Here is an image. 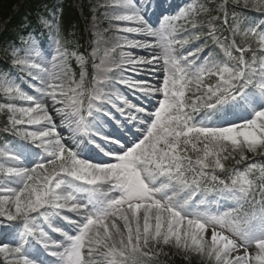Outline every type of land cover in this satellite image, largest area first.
<instances>
[{
    "label": "rangeland",
    "instance_id": "374dc122",
    "mask_svg": "<svg viewBox=\"0 0 264 264\" xmlns=\"http://www.w3.org/2000/svg\"><path fill=\"white\" fill-rule=\"evenodd\" d=\"M156 3L157 1L153 0H87L86 2L88 9L90 8L93 12L88 28L92 35V39L88 42L90 49L88 55H91L95 61L92 59L89 61V63H95V79L89 92L88 107L91 106V109L101 112L109 106L112 116L102 120L101 117L96 118L92 124L94 132L97 130V124L103 123L99 136L95 139L98 152L92 161L83 159L79 162V168L74 173L77 178L97 184L100 202L116 203L111 209L117 205L127 206L130 203H143L144 207H134L130 204L131 208L110 217V220L101 228L93 230L87 240H80L76 247H71L68 241L71 242L77 237L71 236L68 228L77 229L80 225L78 218L88 217L91 214V210L84 209L85 204L81 205L77 200L67 203L59 186L50 187L46 193L36 196L31 203L18 200L8 181H5L0 188L5 195L0 200V238L8 232L7 222L26 212L28 218L39 214L42 209L48 207L47 202L50 199L54 208L60 205V211L53 210L58 212L57 216L49 215L43 224L44 227L52 229L53 235L43 232L38 240L40 246L33 252L34 255L42 253V246L45 247V244L49 242V245L54 248H48L46 256L48 264H53L56 260H62V264H86L91 255H96V264H132L142 260L154 262L155 257L148 254L142 245L156 246L155 238L164 229L168 220L173 218L171 214L166 215V212L170 210V205L167 203L177 205L182 203L181 209L189 214H192V211H198L201 214L208 211L211 215L217 212L211 198H203L199 202L193 200L182 202L186 187L165 170L167 169L165 167L169 165L168 162H176L181 157L180 148L185 134L182 130L180 131V127L184 125L183 122L188 116L185 110L195 111L204 97L205 101L211 100V91L206 89L204 95L199 93L203 79L196 71V67L208 61L210 55L209 51H200L196 48L194 28L191 29L193 24L188 17V14L191 15L193 12L192 7L179 10L170 17L165 15V17L152 18ZM153 38H159V47L166 51L163 58L167 65L168 61L171 62L173 55L180 57L184 70L192 65L186 78L188 85L182 91V100L173 98L167 103L165 100L158 102L159 94L155 93L151 96L146 94L147 84L152 85V78H155L153 73L156 58L152 55L156 54L153 53L156 49ZM170 39H174L176 44L171 57L169 55L172 49L168 48L167 42ZM53 44L56 45L54 40L50 42V46ZM50 50L44 52L32 46L26 48L27 58L32 59L29 67L33 69L34 76L30 93L41 92L40 88L49 87L48 95H44V99H47L49 103H35L29 95H26L24 99L27 102L30 117L33 119L29 126V135L35 140L41 139L42 144L50 140L56 141V145L60 147V141L56 139L57 131L47 136L48 131H54L55 119L60 117L66 121L76 118L74 131L84 132L90 127L86 120L87 114L90 113V117L92 114L89 108L86 114L83 112V101L86 98L83 90L86 74L81 67L84 65L82 57H77L74 53L67 57L65 52L61 53L59 49ZM187 60L189 63L186 62ZM71 62L82 68L80 77L77 78L70 73ZM170 66L168 65L173 74L174 69ZM232 68L233 66L225 65L216 72L224 81L217 91L236 81L237 76L234 75ZM260 69L262 76L257 81V85L263 90L264 61L261 62ZM127 80H131L132 84H128ZM177 84L180 85V81ZM123 85L127 89L122 90ZM146 101L157 102L160 106L154 107L150 112ZM180 104L181 106L178 107ZM122 106H127L133 111L132 119L138 114L146 116L155 111L156 114L164 111V114L155 119L152 133L146 132L133 152L124 151L119 154L111 142L112 135L109 134L112 133L111 127L120 131L124 129L116 117L125 113L121 112ZM130 114H127V117ZM236 114L244 116L243 110ZM245 116L236 121L218 123L219 125L205 124V121H202L200 125H209L217 129L218 133L229 140L244 139L249 143H257L260 135L259 121L264 120V101L254 105L252 111ZM224 119L225 117H222L221 122ZM109 157L123 161L125 166L120 165L114 168V164L111 165L114 159L110 160ZM137 159L141 161V167H137L135 162ZM8 162L15 166L10 175L14 173L16 178L21 179L23 167L16 166L18 159L8 160ZM142 179L150 180L153 185L156 184V187H148ZM125 184L132 185V191L128 194L123 193ZM112 186L114 187L110 188ZM141 186L143 191L136 189ZM70 208L71 211H68L70 213H62ZM60 218H63V221L58 220ZM179 221L183 223L181 226H185L180 230H188L190 237L208 246V252L214 255L211 264H264V236L260 237V233L257 235L259 238L254 237L247 243L236 235L234 226L220 219L203 225L199 222L200 220L185 217L180 213ZM27 222H31V219H27ZM154 227H157V230H154ZM64 237L66 238L63 239ZM250 238L251 236L247 239ZM82 249L84 254L86 253L84 258ZM30 260L31 264H42L36 258Z\"/></svg>",
    "mask_w": 264,
    "mask_h": 264
},
{
    "label": "trees",
    "instance_id": "16d2710c",
    "mask_svg": "<svg viewBox=\"0 0 264 264\" xmlns=\"http://www.w3.org/2000/svg\"><path fill=\"white\" fill-rule=\"evenodd\" d=\"M80 0H0V21H9L7 28L8 32H12V29L17 33L20 23H25L28 19L25 14L26 9H30L32 12H47L48 15L54 14L55 24H59L62 31L61 38L69 35L70 31L76 34V37L81 43L84 42L85 34V20L90 17V13L85 8L79 9L75 6ZM82 1V0H81ZM80 1V2H81ZM241 4L246 5L248 8L261 9L264 8V0H243ZM215 5H206L204 7L209 11H213ZM46 15V14H44ZM48 18V17H47ZM217 20L218 30L222 37L226 36V31ZM28 28L31 27L29 23H26ZM36 29V25L30 31V33ZM8 39V37H7ZM238 42L241 45H250L254 53L260 54L261 42L259 41V34L254 36V39L249 38V34L241 32L238 37ZM14 48V46H12ZM214 54L219 56L218 51L213 47ZM10 69L0 66V128L9 129L12 128V124L17 121L23 120V113L16 108L17 100L21 98V89H18L19 82L15 83L12 72ZM12 80L14 84L12 83ZM259 144H244L241 142H228L219 137H207L194 141L191 144V149L194 151L196 158L206 168L207 179L209 182L216 181L218 176L221 180H228L231 178L230 171L232 169H241L246 166L250 159L255 157H261L264 160V125L262 126V137ZM11 142V139L7 135L0 131V153L5 150V144ZM264 166V162H262ZM65 166V160L63 159L58 165L49 167L46 170H37L31 177L30 183L27 188L22 192L25 196L29 194V190L37 189L39 186H43L50 174L54 171H61ZM61 168V169H60ZM259 168H262L260 165ZM256 181L253 179H245L241 181L238 177L239 172L233 177V179L239 180L244 188L243 199L246 202H251L256 205L264 204V173L261 170H256ZM262 185V186H261ZM159 244L164 245L170 254L173 255V251L177 256L172 260L170 264H210L209 254L205 246H197L196 243H191L189 237L181 235L178 237H171L165 239V232L161 235L159 233ZM18 259V255L14 250L7 248H0V261L15 262ZM168 261H170L168 257ZM186 261V262H185ZM189 262V263H188Z\"/></svg>",
    "mask_w": 264,
    "mask_h": 264
},
{
    "label": "bare ground",
    "instance_id": "6f19581e",
    "mask_svg": "<svg viewBox=\"0 0 264 264\" xmlns=\"http://www.w3.org/2000/svg\"><path fill=\"white\" fill-rule=\"evenodd\" d=\"M213 11H209L207 14H211ZM127 50V48H125ZM156 54H153L152 56L156 58L155 62H156V66H155V72L153 73L154 76L156 77L158 80L155 81L156 78H152L153 84L148 86V92L150 93H154V92H161L164 85H162L161 83L163 82L164 78L166 76L172 75V71L168 68V66L165 64L164 61V56H165V52H161V49L159 50H154ZM160 53V54H159ZM128 84H132L131 80H127Z\"/></svg>",
    "mask_w": 264,
    "mask_h": 264
}]
</instances>
